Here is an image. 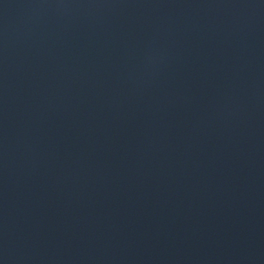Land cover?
I'll return each instance as SVG.
<instances>
[{"label": "water", "instance_id": "95a60500", "mask_svg": "<svg viewBox=\"0 0 264 264\" xmlns=\"http://www.w3.org/2000/svg\"><path fill=\"white\" fill-rule=\"evenodd\" d=\"M0 264H264V0H0Z\"/></svg>", "mask_w": 264, "mask_h": 264}]
</instances>
